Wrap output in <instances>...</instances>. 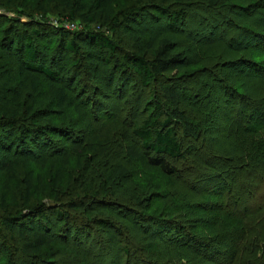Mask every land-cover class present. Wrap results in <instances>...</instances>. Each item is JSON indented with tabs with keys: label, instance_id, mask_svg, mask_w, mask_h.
Here are the masks:
<instances>
[{
	"label": "trees",
	"instance_id": "obj_1",
	"mask_svg": "<svg viewBox=\"0 0 264 264\" xmlns=\"http://www.w3.org/2000/svg\"><path fill=\"white\" fill-rule=\"evenodd\" d=\"M40 1L0 0V9L13 14H0V264H64L59 253L71 255L74 264H193L191 258L182 262L186 251L217 264L222 233H229L223 244L231 250L221 264H255L250 258L257 250L264 264V200L236 217L225 213L227 181L214 163L231 168L235 162L206 158L200 149L202 122L217 126L221 111L203 110L201 100L232 96L242 105L240 121L223 134L235 161L264 167V98L238 93L217 72L230 63L231 52L242 51L231 68L242 70L243 80L264 78V0L246 6L199 0L196 8L189 0H176L177 6L134 0L122 10L118 0L52 2V15L63 24L79 22V31L49 24ZM140 20L150 26L134 36L147 43L120 58L117 34ZM4 58L14 67H3ZM84 59L90 67L102 63L103 80L110 87L120 81L113 91L134 106L114 111L101 100L96 81L76 87L72 77L79 70L70 78L67 71ZM191 65L197 73L171 76ZM68 110L85 120L88 131L96 129L87 140L52 122L53 111ZM58 137L73 138L72 144L61 145ZM72 160L76 169L70 171ZM50 161L59 166L47 183L42 172ZM68 172L73 177L67 183ZM121 182H133L128 196L114 191ZM214 185L217 193L204 204L184 193ZM199 213L207 220H195ZM160 238L165 246L147 256ZM14 239L18 246H11Z\"/></svg>",
	"mask_w": 264,
	"mask_h": 264
},
{
	"label": "rangeland",
	"instance_id": "obj_2",
	"mask_svg": "<svg viewBox=\"0 0 264 264\" xmlns=\"http://www.w3.org/2000/svg\"><path fill=\"white\" fill-rule=\"evenodd\" d=\"M57 0H41V7L44 8V10H46L47 12V21L49 22V24H51L52 26H64L66 29L71 30V31H79V30H83V26L79 23V22H68V23H61L60 21H58L57 17L52 15V10H51V6H52V2H56ZM175 1L176 0H169V5L172 6H177L175 5ZM191 1V4H193L192 6H194V8H196L199 4V0H189ZM249 0H231L228 1V4H235L237 6H246V4H248ZM132 3H134V0H118V4H120V7L117 8V10H122L124 8H127L129 5H131ZM191 6V7H192ZM199 9V7H198ZM0 14H4V15H8V16H12L13 14L8 13L4 10L0 9ZM148 15V14H147ZM39 18L41 19V15H37ZM230 16H233L234 21L237 23H242L241 21V15H237L234 13H230ZM149 18V17H148ZM150 21V20H149ZM164 22V20L162 21ZM137 24L133 25V29L132 30H127L126 29H121L119 31V33L117 34V43L119 45V50L120 53L118 54L120 56V58L127 52L130 53H134L135 48L139 47L140 49L143 48L144 43L146 41L147 43V39L144 38H138V40H136V36H134L136 34L137 28H140L144 23L140 21L136 22ZM147 24V23H146ZM149 24H147L148 26ZM209 25V24H208ZM145 25H143L144 27ZM147 26H145L144 28H148ZM150 26V25H149ZM155 26V25H153ZM229 26H221V29L223 30H228ZM191 28V27H190ZM147 33L149 35H153V31H147ZM85 53V52H84ZM231 57H230V61L227 62H233L236 61L240 58L241 55H243L244 53H242V51L240 53H235V52H231ZM5 60V61H4ZM4 60L2 61V65L3 67L5 65H7L6 63L10 64V67H14V63L12 61V59L9 58H4ZM71 60V59H70ZM74 61V59H72L70 62L72 63ZM224 63V61L222 62ZM229 64H225L223 65L222 68H219V70L217 72H221L223 74H226V76H224V79L226 80V84L230 85V86H235L236 89H238V93L240 94H246L249 98L255 100V101H260L261 98H264V78H259V79H244V75H242V70L238 71V69H233L231 67H233L232 65ZM96 67V69H95ZM227 67V68H226ZM102 68L103 65L102 63H95V66L90 67L89 64H87V59H84L83 61V66L81 67H75V68H71V66L68 69V78H70V76H73L74 72L76 74V71L79 70L77 72V79H74V77H72V81L75 80V86L78 87L81 85V83L83 82V80H85V82H88V80L93 81L89 84L92 85V83H94V81H96V83L98 85H100V87L103 89L104 94L101 96V100L103 101L104 104H107L110 108H113L114 111L116 110H129V108H131V106H134L132 104V102L127 101V98L125 99H121L122 97L117 98V96L119 95L118 91H113L117 86L115 83L117 82L118 84L121 85L120 81H118L117 79L113 82V84L110 86H108L106 84V82L103 80V72H102ZM190 69L187 70H181V71H176L171 73V76H182L183 74H193V73H197V71H195V68H193V66L191 65V67H189ZM3 70V69H2ZM183 71V72H182ZM179 76V77H180ZM247 78V77H246ZM250 80V81H249ZM122 81H125V79L122 78ZM132 86H133V82H132ZM131 86V88H133ZM219 88V87H217ZM92 88L90 89V91L92 92ZM137 90H139L140 92V87L137 86L136 83H134V91L138 92ZM222 89H217L215 90V92L221 93ZM125 92V91H124ZM138 92V93H139ZM74 93H76V91H74ZM135 93V92H134ZM90 94V93H88ZM124 95V93H123ZM135 96V94H133ZM147 96V91L144 92L143 96ZM134 96L132 98H134ZM217 96V95H216ZM226 100V101H225ZM220 103H222L220 105ZM225 103V104H223ZM200 104H202V108L203 110H207L212 112V110L216 109L218 106H221V111H218V115L220 113V115L218 116V123L217 126H214V121L211 122L209 120L207 121H203L202 122V127L203 130H206L203 138L205 139V143L203 146L200 147V149L203 152V156L207 157H212V156H224L229 158L230 160H234L235 163H233V167L229 168L227 166V164L221 166V162L220 161H215L214 166L217 167L221 172H223V176L225 177V180L227 181V191L225 192V202H228V209L226 210L225 213H232L233 217L238 216L239 213L241 212L242 208L244 206H258L259 204L261 205L263 200H264V167L262 165L257 166L256 168H252V169H248L246 167H243L241 165L238 164L237 161H235V159L237 158L235 151L233 150V145L231 144L232 142L226 138V136L223 134V129L231 126V125H236L239 123L240 121V117L238 112L242 109V105L237 102L232 96L229 97H223V100L219 101L218 103L209 99H203L201 100ZM88 108H90V106H87ZM197 110V109H196ZM54 112V116L52 117V122L55 124V126H63L65 128H69V130H73L75 133V137H81V138H85V140H87L88 136L93 134L95 132L96 129H94L93 131H88L86 126H85V120H83L81 117H79V115L77 113H75L73 110H68L64 113L61 112H57V111H53ZM250 112L247 113V115H249ZM92 115V111L90 109V116ZM217 117V116H216ZM248 118V117H247ZM221 119H223V121H220ZM51 120V119H50ZM130 120V118L128 119ZM247 121V119H246ZM73 139V138H72ZM71 138H65V137H58L57 139H55V141L61 145H66V146H70L72 143ZM188 147L191 146V143L187 145ZM225 149L227 151H225ZM229 160V161H230ZM229 163V162H227ZM232 164V163H231ZM229 164V165H231ZM58 166L59 164H54L52 163V161L48 162L46 169L42 172V176L44 177V179L47 181V183H50L55 172H57L58 170ZM209 165L205 164L202 166V169L205 167H208ZM80 168V167H79ZM76 169V164L75 161L72 160V163L70 165V171H73ZM140 169V168H139ZM64 170H66L64 168ZM205 170V169H204ZM208 170V169H207ZM227 171H229L228 173H226ZM141 172V171H139ZM191 173H186V175H190ZM73 177V175H72ZM72 177L70 175V173L68 172L67 174V183L72 180ZM140 175L138 178V182L140 179ZM187 180V179H186ZM133 182L130 183H125V182H121L118 185H116V187L114 188V191L117 192L118 196L119 195V191H117L119 188L121 190V192H123V196H128V193L131 192V190H129V186H131ZM239 184H243L244 188L240 189ZM215 186V185H214ZM212 187L211 189L208 190H201V191H195V193L190 192V191H186L184 190V193L186 195V198H192L195 201L200 202V204H204V201L209 197H213V195L215 193H217L216 187ZM215 188V189H214ZM117 189V190H116ZM132 193V192H131ZM123 202V201H122ZM212 202V200L210 199V203ZM236 202V203H235ZM235 203V204H234ZM231 206V207H230ZM158 207V204L155 205L154 210ZM193 218H195V220H199L201 219H206L208 217H205L204 214L199 213L198 215L193 216ZM229 233H222L219 237L218 243L219 245H215V247L220 246V252L221 254L217 255L219 257L220 262L217 264H221V260H223V258H225L228 253L231 250V247L227 244H223L224 242H226L228 240V235ZM202 236H205L206 238L209 237L206 233L202 234ZM210 236H213L210 235ZM138 237L135 240L138 243ZM165 241L166 239H159L157 240V242L155 243H151L150 246L151 248H146L148 250H150V252L148 253L147 256H149L152 252V249H157L158 251H160V249H162L165 246ZM246 241V239H244L241 244H244V242ZM13 243H11V246L19 245V242L16 241L15 239L12 240ZM8 243V242H7ZM21 243H23L21 241ZM10 244V243H8ZM13 244V245H12ZM262 247V244H261ZM146 253V252H145ZM147 254V253H146ZM223 255V256H222ZM256 255H253L252 261L255 262V264H262L261 260H260V251H256ZM183 261L185 263V261L188 260V258H191V263L193 264H215V263H211L210 261H207L206 259L202 258V257H197L195 256L191 251H186L185 252V256L183 255ZM58 258L62 259L64 261V264H74V262L72 261L73 258L71 255H64L62 253L58 254ZM72 258V259H71ZM6 262V261H5Z\"/></svg>",
	"mask_w": 264,
	"mask_h": 264
}]
</instances>
